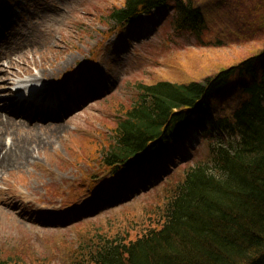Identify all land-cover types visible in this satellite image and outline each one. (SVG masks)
<instances>
[{"label": "rangeland", "instance_id": "obj_1", "mask_svg": "<svg viewBox=\"0 0 264 264\" xmlns=\"http://www.w3.org/2000/svg\"><path fill=\"white\" fill-rule=\"evenodd\" d=\"M124 1L0 0V112L16 82L40 73L47 77L34 87L50 82L48 90L69 94L65 104L73 106L57 122L59 112L35 107L23 109L33 111L27 119L0 120V160L5 146L23 153L0 167L1 257L74 264L78 247L97 232L136 235L145 228L161 213L167 187L208 157L211 133L197 126L165 157L155 154L111 178L101 162L116 108L131 103L141 82L202 81L264 48V0H167L152 15L115 27L107 14ZM179 1L201 9V29L178 28ZM240 78L235 73L212 101L213 113L237 104ZM10 105L18 111L19 104ZM93 175L97 188L90 191Z\"/></svg>", "mask_w": 264, "mask_h": 264}, {"label": "trees", "instance_id": "obj_2", "mask_svg": "<svg viewBox=\"0 0 264 264\" xmlns=\"http://www.w3.org/2000/svg\"><path fill=\"white\" fill-rule=\"evenodd\" d=\"M163 5L167 0H125L107 18L115 27L126 25ZM176 8L179 29H201L200 8L182 1ZM263 60L264 49L202 81L137 84L131 103L116 108L102 154L107 173L118 177L150 155L163 158L170 146L207 123L208 157L187 166L167 187L161 213L145 228L136 235L97 232L78 247L74 264H264V67L260 75L255 68ZM235 73L251 78L237 83L242 94L233 109L216 116L212 101ZM95 180L91 176L90 187ZM0 264L29 263L21 256H0Z\"/></svg>", "mask_w": 264, "mask_h": 264}, {"label": "bare ground", "instance_id": "obj_3", "mask_svg": "<svg viewBox=\"0 0 264 264\" xmlns=\"http://www.w3.org/2000/svg\"><path fill=\"white\" fill-rule=\"evenodd\" d=\"M196 7V6H195ZM264 49V48H263ZM262 62V63H261ZM261 62H257L256 63V66H255V68L257 67V69H258V75H260V70H261V68L262 67H264V60L263 61H261ZM240 75V74H239ZM47 76H45V73L44 74H42V73H40L39 75H36L35 76V78L33 79V80H23V81H18V82H16L15 84L16 85H19V91H21V90H23V89H32V87H34L35 85V83H37V82H39V81H41V80H43V79H45ZM240 77H244L243 79L242 78H240V82L241 83H244V82H246L247 83V81L248 80H250V76H244V75H240ZM1 82H7L6 81V79L4 80V81H1ZM23 83H26L27 84V86H25V85H23ZM48 84H46L45 86H43V87H41V88H38L37 89V91L38 92H34V94H32L33 95V98L36 96V94L35 93H45V92H47L48 94H51V93H53L52 91L53 90H48V89H52V85H50V82H47ZM40 91V92H39ZM41 96V95H40ZM8 104H14V105H16L17 103H19L20 101L19 100H16V97L15 96H13V98H9L8 99ZM24 105V104H26V105H29V100L26 98H24L23 100H22V102H21V105ZM5 109V110H4ZM3 109V111L2 112H0V120L1 119H3V121H4V123L5 124H8V123H10L11 121H13L12 120V118H15V117H20L21 118V120H24L25 119V116L23 115V113L20 111L19 113L17 112V111H13V112H10V111H8V109L7 108H4ZM23 109H24V107H23ZM5 113V114H4ZM49 124H52V122L51 123H48V125ZM5 146V145H4ZM6 149V150H5ZM4 150H5V152H4V155H3V157H2V160H0V167H2V168H4L5 167V165H7V164H9V163H11V162H15L16 161V159H18L19 157H20V155H22L23 153L20 151L19 152V150H15V152L14 151H12L11 150V148L10 149H7L6 148V146L4 147Z\"/></svg>", "mask_w": 264, "mask_h": 264}]
</instances>
